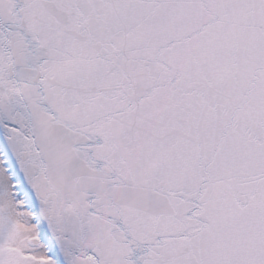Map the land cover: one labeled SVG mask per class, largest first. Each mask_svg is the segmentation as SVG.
Masks as SVG:
<instances>
[{
    "label": "snow or ice",
    "instance_id": "obj_1",
    "mask_svg": "<svg viewBox=\"0 0 264 264\" xmlns=\"http://www.w3.org/2000/svg\"><path fill=\"white\" fill-rule=\"evenodd\" d=\"M0 264H264V0H0Z\"/></svg>",
    "mask_w": 264,
    "mask_h": 264
}]
</instances>
